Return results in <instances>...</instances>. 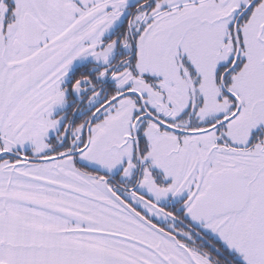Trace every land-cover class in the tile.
<instances>
[{"label": "snow or ice", "instance_id": "snow-or-ice-1", "mask_svg": "<svg viewBox=\"0 0 264 264\" xmlns=\"http://www.w3.org/2000/svg\"><path fill=\"white\" fill-rule=\"evenodd\" d=\"M0 264H264V0H0Z\"/></svg>", "mask_w": 264, "mask_h": 264}]
</instances>
